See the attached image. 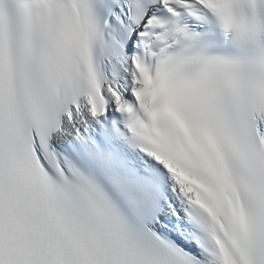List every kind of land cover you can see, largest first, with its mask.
<instances>
[{
    "label": "snow or ice",
    "instance_id": "1",
    "mask_svg": "<svg viewBox=\"0 0 264 264\" xmlns=\"http://www.w3.org/2000/svg\"><path fill=\"white\" fill-rule=\"evenodd\" d=\"M0 264H264V0H0Z\"/></svg>",
    "mask_w": 264,
    "mask_h": 264
}]
</instances>
